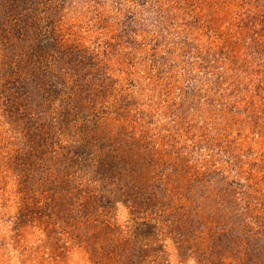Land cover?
Masks as SVG:
<instances>
[{
    "label": "rangeland",
    "instance_id": "1",
    "mask_svg": "<svg viewBox=\"0 0 264 264\" xmlns=\"http://www.w3.org/2000/svg\"><path fill=\"white\" fill-rule=\"evenodd\" d=\"M0 264H264V0H0Z\"/></svg>",
    "mask_w": 264,
    "mask_h": 264
}]
</instances>
